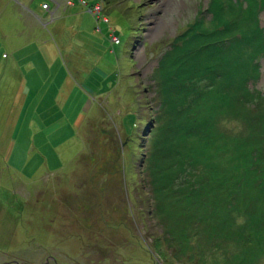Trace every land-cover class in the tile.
<instances>
[{"label": "rangeland", "instance_id": "1", "mask_svg": "<svg viewBox=\"0 0 264 264\" xmlns=\"http://www.w3.org/2000/svg\"><path fill=\"white\" fill-rule=\"evenodd\" d=\"M66 1L58 13L66 18L50 32L56 51L68 50L59 57L67 66L51 76L60 86L71 77L82 93L57 108L0 100V264H264V244L222 257L225 240L206 231V207L195 204L224 196L234 177L245 187L231 204L235 233L264 227V0ZM197 36L214 49L199 55L200 67L186 59L196 58L189 42ZM210 72L222 76L230 111L202 109L207 121L195 124L199 110L185 108L179 119L176 82ZM164 74L180 79L164 85ZM36 117L64 119L53 133L75 142L56 169L43 126L36 134L27 123ZM169 129L176 139L165 150ZM30 136L48 163L35 175L37 155L27 168L23 155L8 159L10 150L31 156ZM218 137L233 150H215ZM173 196L185 211L168 205ZM196 248H215L219 260L196 257Z\"/></svg>", "mask_w": 264, "mask_h": 264}, {"label": "crops", "instance_id": "2", "mask_svg": "<svg viewBox=\"0 0 264 264\" xmlns=\"http://www.w3.org/2000/svg\"><path fill=\"white\" fill-rule=\"evenodd\" d=\"M0 4V100L13 101L21 110L24 107H66L75 92L82 93V90L76 88L75 83L69 78H64L62 86L57 85V78L52 74L54 68L61 70L66 63L59 57L64 58L62 53L56 51L53 45L52 33L50 30L55 29L61 20L66 17H59L60 8L65 4H72L66 0H1ZM47 3L49 10H42V4ZM66 14L65 12H63ZM21 22V23H20ZM47 33V34H46ZM65 59V58H64ZM56 73L59 71L55 70ZM80 85V84H79ZM82 86V85H81ZM84 89V87L82 86ZM40 92L42 96H40ZM50 92V93H49ZM43 101H47L43 105ZM20 110V112H21ZM22 113H20L19 118ZM64 119L57 121V118H32L27 119V123L32 125L33 132L36 134L43 131L46 133L45 140L50 146L51 166L58 165V160L66 162L64 154L67 155L75 142L69 144L71 134L58 139V134L53 131L59 130L63 125ZM29 130V129H28ZM54 134V135H53ZM33 135V134H32ZM30 154L17 153L16 150H10L8 159L14 156L23 155L24 166L39 157L32 167L35 175L38 171L48 167V163L41 161V150L33 143L34 139L30 136ZM63 143L69 145H61ZM43 144V146H47ZM61 145V146H60ZM7 159V160H8ZM20 161V158H18ZM68 161V160H67ZM58 168V167H57Z\"/></svg>", "mask_w": 264, "mask_h": 264}, {"label": "trees", "instance_id": "3", "mask_svg": "<svg viewBox=\"0 0 264 264\" xmlns=\"http://www.w3.org/2000/svg\"><path fill=\"white\" fill-rule=\"evenodd\" d=\"M195 32V31H194ZM194 32L192 34H194ZM197 33V32H196ZM198 35V34H197ZM201 38V37H200ZM198 36L194 37V39H191V41L189 42V44H191V48L193 47V50L191 52H196L193 53L192 55H194L196 58L189 60L190 58H186L187 59V63H194L195 61H197L196 66L200 67V64L198 63V57L200 54H207L210 55L211 57L214 56V49L211 45H208L207 47H204V42L202 44L199 43L198 40ZM192 42H194V44H192ZM222 42H227L226 40L222 41ZM221 42V43H222ZM200 44V45H199ZM218 43H214L213 46L217 45ZM247 50L245 48V55L247 53ZM213 55V56H212ZM244 58V56H243ZM213 59L211 58H206L205 62L207 63H213ZM247 62V61H246ZM193 68H196L195 66ZM182 75V74H181ZM165 77V81H164V85L168 84L169 82L171 83L170 79H180L178 78H172L169 77V82L168 79H166V75L164 74ZM220 78H222V76H217L215 74H213V72H210V74L207 75V77L203 78V77H192L191 79H186V80H182V81H178L176 82V90L174 92V94L179 97L180 99H184L185 103L177 106L176 104H174V107H176V114L179 116V119H181V117H185L184 116V112L183 110L185 108H189V109H195L197 108L199 110V115L195 116V119L193 121V123H199L200 121L202 123L206 122V113L203 112L202 109H206L208 111H212L211 107H220L222 109H225L226 112L230 111L231 109V103L230 101V94L228 90H224L222 89L219 85V81ZM226 82H229L227 80H225ZM240 81V79L238 80ZM237 81V82H238ZM236 85L241 84V82L237 83ZM238 94H234V97L237 96ZM235 100V98H234ZM201 106H203L204 108H202ZM195 114H198L197 112ZM194 115V112H190V114L188 115V118H192ZM199 116V120L198 119ZM184 127H182L181 129H183ZM185 129H188L187 127ZM181 131V130H180ZM173 131L171 129H169L167 135H168V139H167V135L166 133L165 136H163L164 134H162L161 137V141H162V146L165 148L168 147L170 148L171 146H173L174 140L176 139V137L174 135H171ZM178 132V131H177ZM174 132V133H177ZM224 138V139H223ZM224 143V147L223 150H233V148L235 147V144L231 141L226 142V138L222 137V139H220V137L216 138L215 140H212V146L215 148V150H219L220 146ZM213 150V149H211ZM222 150V149H221ZM230 153V152H228ZM226 153V154H228ZM219 159H221V157L219 156ZM215 164L218 163L219 165L226 167L227 166V161H222L219 162L218 160H214ZM234 183H231L229 181H226V183L224 184L225 186V195L221 196V197H217V195H208L205 199V196H201L202 199V203L196 201L195 204H199L200 207L205 206L206 210H207V219L205 221L206 223V231H210V233L215 234V240H220L223 237V240H225L224 244L222 245H226L227 244V248L226 246H221V249H219V253L221 254L222 257H227L229 259H231L232 257H235L233 254L238 253L239 251H242V249L245 248L246 250H249L251 248H253L255 245H260V244H264V227L260 230H257L254 233L253 229L247 228L246 231L244 232V234L242 235H237V233H235L234 231V227H235V219H236V212H234L232 210V201H240L241 199H244L245 194L243 195V193H245V187L238 182L236 184V180L233 177ZM224 186L222 187V189H224ZM180 191V187L179 186H173L171 187V191L172 190H177ZM261 190L264 189V186L260 187ZM260 189H258L257 191L260 192ZM165 195V194H164ZM166 196L168 197V194H166ZM191 196V192L187 194V199H189ZM165 198V197H164ZM193 199V198H192ZM192 199H189L188 201H192ZM183 201V200H182ZM180 199H175V196H173L172 200L168 201V205L169 206H175L178 209L185 207V204H181L180 202H182ZM264 201L263 197L260 196L258 203H262ZM172 203V204H170ZM183 203H185L183 201ZM208 203V204H207ZM227 204V208L226 205L224 206V204ZM181 205V206H180ZM222 205V207H221ZM197 206V205H196ZM185 211V209H184ZM263 212V211H262ZM197 213V212H196ZM240 214V212H239ZM264 215V213H263ZM218 216H221L223 218H225V221H222L218 224ZM227 218V219H226ZM198 224V223H197ZM202 230L204 231V228L201 229V233H198V229L195 231V235L196 236H201L204 235V233H202ZM218 233V234H217ZM218 235V237H217ZM195 236V237H196ZM217 237V238H216ZM212 239V238H211ZM233 241H232V240ZM195 241H202V239L199 237L195 238ZM233 243V245L231 246L230 244ZM237 247V249L235 250V248ZM197 249V248H196ZM198 251V252H197ZM196 251V257H199V254L201 253V259L202 260H206L209 259L211 255H213L215 257V259H217L216 261L219 260L218 257H216V255L214 254L216 252L215 248H210V249H204V250H199L197 249ZM205 252H209L206 257L205 255H203V253ZM221 257V258H222Z\"/></svg>", "mask_w": 264, "mask_h": 264}, {"label": "built area", "instance_id": "4", "mask_svg": "<svg viewBox=\"0 0 264 264\" xmlns=\"http://www.w3.org/2000/svg\"><path fill=\"white\" fill-rule=\"evenodd\" d=\"M41 8L44 9V10H47L49 8V5L47 3H44V4H42ZM115 40H116V42H118L117 38Z\"/></svg>", "mask_w": 264, "mask_h": 264}, {"label": "flooded vegetation", "instance_id": "5", "mask_svg": "<svg viewBox=\"0 0 264 264\" xmlns=\"http://www.w3.org/2000/svg\"><path fill=\"white\" fill-rule=\"evenodd\" d=\"M53 261V260H52ZM54 263H55V261H53ZM14 264H18V263H16V262H14ZM55 264H57V263H55Z\"/></svg>", "mask_w": 264, "mask_h": 264}, {"label": "clouds", "instance_id": "6", "mask_svg": "<svg viewBox=\"0 0 264 264\" xmlns=\"http://www.w3.org/2000/svg\"><path fill=\"white\" fill-rule=\"evenodd\" d=\"M90 13H92V11Z\"/></svg>", "mask_w": 264, "mask_h": 264}]
</instances>
